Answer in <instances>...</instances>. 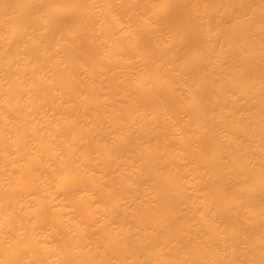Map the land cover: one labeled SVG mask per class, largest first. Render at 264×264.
I'll return each instance as SVG.
<instances>
[{
	"label": "bare ground",
	"instance_id": "obj_1",
	"mask_svg": "<svg viewBox=\"0 0 264 264\" xmlns=\"http://www.w3.org/2000/svg\"><path fill=\"white\" fill-rule=\"evenodd\" d=\"M0 264H264V0H0Z\"/></svg>",
	"mask_w": 264,
	"mask_h": 264
}]
</instances>
